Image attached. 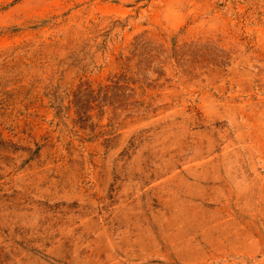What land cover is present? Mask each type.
Returning a JSON list of instances; mask_svg holds the SVG:
<instances>
[{"label":"rangeland","instance_id":"obj_1","mask_svg":"<svg viewBox=\"0 0 264 264\" xmlns=\"http://www.w3.org/2000/svg\"><path fill=\"white\" fill-rule=\"evenodd\" d=\"M0 264H264V0H0Z\"/></svg>","mask_w":264,"mask_h":264}]
</instances>
